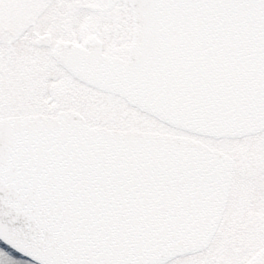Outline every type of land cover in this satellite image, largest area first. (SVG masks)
Returning <instances> with one entry per match:
<instances>
[{"label":"snow or ice","instance_id":"obj_1","mask_svg":"<svg viewBox=\"0 0 264 264\" xmlns=\"http://www.w3.org/2000/svg\"><path fill=\"white\" fill-rule=\"evenodd\" d=\"M0 264H264V0H0Z\"/></svg>","mask_w":264,"mask_h":264},{"label":"rangeland","instance_id":"obj_2","mask_svg":"<svg viewBox=\"0 0 264 264\" xmlns=\"http://www.w3.org/2000/svg\"><path fill=\"white\" fill-rule=\"evenodd\" d=\"M1 246V245H0Z\"/></svg>","mask_w":264,"mask_h":264}]
</instances>
